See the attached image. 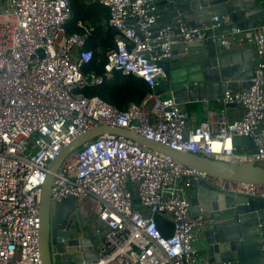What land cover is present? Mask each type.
Instances as JSON below:
<instances>
[{"label": "built area", "instance_id": "built-area-1", "mask_svg": "<svg viewBox=\"0 0 264 264\" xmlns=\"http://www.w3.org/2000/svg\"><path fill=\"white\" fill-rule=\"evenodd\" d=\"M159 1H86L106 7L115 30L116 46L98 74L84 73L94 58L87 33L66 32L71 0H0V264H42L39 203L49 164L99 123L217 160L264 159V64L255 67L248 91L225 93L224 106L236 104L239 116L229 120L226 107L212 109L189 126L182 105L157 90L168 79L163 61L176 43L206 40L219 17H212L210 28L181 18L156 27ZM222 43L255 44L263 57L264 24L234 26ZM118 72L140 77L150 88L141 103L120 109L83 93L87 86L114 82ZM235 136L250 137L257 148L237 149ZM193 179L219 193L264 198V184L215 177L129 137L103 134L65 158L54 177L52 202L74 197L83 214L92 207L103 227L97 264H218L202 259L195 246L213 220L191 212ZM159 216L170 221L169 236L160 230Z\"/></svg>", "mask_w": 264, "mask_h": 264}, {"label": "water", "instance_id": "water-1", "mask_svg": "<svg viewBox=\"0 0 264 264\" xmlns=\"http://www.w3.org/2000/svg\"><path fill=\"white\" fill-rule=\"evenodd\" d=\"M159 17L156 27L181 18L191 25L210 28L212 17L220 25L209 29L204 41L179 42L173 45L172 56L165 58L168 79L162 87L176 103L200 101L206 112L209 102L222 101L227 90L248 91L254 69L264 64V56L249 55L247 48H226L222 37L232 27L253 28L264 24V0H160L156 3ZM236 104H226L233 107ZM187 111L186 107H183ZM211 109V108H210ZM189 121V120H188ZM111 134L125 136L176 162L209 175L245 183L264 184L262 160H217L196 153L176 150L132 130L99 123L73 138L52 160L40 191L39 248L42 264H96L99 250L93 227L81 235L85 224L83 212L74 197L52 202L54 177L65 158L89 140ZM235 147L255 150L257 145L247 136H235ZM264 144V136L262 138ZM191 212L213 222L205 232L210 262L231 264H264V198L243 194L230 195L211 189L204 181L192 180ZM216 254V255H215Z\"/></svg>", "mask_w": 264, "mask_h": 264}, {"label": "trees", "instance_id": "trees-1", "mask_svg": "<svg viewBox=\"0 0 264 264\" xmlns=\"http://www.w3.org/2000/svg\"><path fill=\"white\" fill-rule=\"evenodd\" d=\"M86 1L71 0L72 19L66 26V32L87 33L86 47L93 51L94 58L85 65L84 73L94 71L101 74L106 63V53L116 46L115 30L107 23L108 9L98 3ZM82 91L87 97L99 96L117 108L124 109L129 102L141 103L150 88L140 77L118 72L114 82L103 86H87ZM157 220L162 233L169 236L172 227L168 218L159 216Z\"/></svg>", "mask_w": 264, "mask_h": 264}, {"label": "crops", "instance_id": "crops-1", "mask_svg": "<svg viewBox=\"0 0 264 264\" xmlns=\"http://www.w3.org/2000/svg\"><path fill=\"white\" fill-rule=\"evenodd\" d=\"M108 23V21H107ZM233 49L236 48H247L248 50V54L249 55H257V49H256V45H244L242 47H238V46H234L232 47ZM165 80L160 82V85L158 87V91L163 93V96H168V90L165 87H162V85L164 84ZM217 107H214V102H209V111L206 112V109L204 108V105L202 102L200 101H193V102H188L186 105H182V107H186L187 108V114H188V125L191 127L196 126L197 124H199L201 121L207 119L209 116V112L212 109H217L220 110L222 108H225L224 103L222 101L217 102ZM211 108V109H210ZM227 112L225 114V117L229 120H232L234 117H237L241 114V108L239 106H233V107H226ZM217 119V118H215ZM263 129H264V123H263ZM94 214H88L85 213L83 214V218L85 221V224H81L80 225V231H81V235H88L89 231H88V226L91 225L93 227L94 230V234L96 237V241L97 244L101 243V238L103 235V227L102 225L97 221V219L94 217ZM208 229V226H206L205 228H203L199 233H198V238L195 242V246L198 248L199 252H200V256L202 259L206 260V261H210V256L207 253V249H206V236H205V232ZM101 232V235L99 234ZM216 255V254H215ZM97 264V263H96Z\"/></svg>", "mask_w": 264, "mask_h": 264}, {"label": "rangeland", "instance_id": "rangeland-1", "mask_svg": "<svg viewBox=\"0 0 264 264\" xmlns=\"http://www.w3.org/2000/svg\"><path fill=\"white\" fill-rule=\"evenodd\" d=\"M86 211H87L88 214H90V212H92V207H90L88 205L87 208H86ZM92 214H94V213L92 212ZM99 234L101 235V232Z\"/></svg>", "mask_w": 264, "mask_h": 264}]
</instances>
